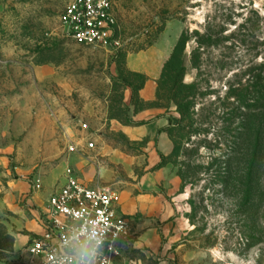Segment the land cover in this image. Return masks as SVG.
Wrapping results in <instances>:
<instances>
[{"label": "rangeland", "instance_id": "obj_1", "mask_svg": "<svg viewBox=\"0 0 264 264\" xmlns=\"http://www.w3.org/2000/svg\"><path fill=\"white\" fill-rule=\"evenodd\" d=\"M69 1L0 0V264H35L17 234L68 167L120 192L153 169L151 138L133 142L113 125L130 121L128 90L146 78L127 55L152 47L165 50L157 100L133 103L170 116L161 163L175 214L169 244L163 235L158 253L122 263L264 264V110H253L264 90V0H112L123 44L113 52L70 39L60 22ZM183 32L184 73L171 60ZM146 61L132 64L155 71ZM182 82L192 94L183 111L172 96ZM82 137L96 147L69 152Z\"/></svg>", "mask_w": 264, "mask_h": 264}, {"label": "built area", "instance_id": "obj_2", "mask_svg": "<svg viewBox=\"0 0 264 264\" xmlns=\"http://www.w3.org/2000/svg\"><path fill=\"white\" fill-rule=\"evenodd\" d=\"M60 22L70 39L78 45L99 47L115 51L122 47L118 36V20L112 0H70L60 15ZM82 131H89V123H81ZM83 143V144H82ZM95 142L82 137L77 142L70 138L71 153L95 148ZM67 180L52 193L44 211V232L31 237L26 252L35 264H57V254L70 249L72 237L80 225L93 219L104 221L111 251L105 247L110 264H117L121 256L120 243L130 239V220L118 212L120 192L112 185H87L71 174L68 167ZM67 258V257H66ZM63 264V261H60Z\"/></svg>", "mask_w": 264, "mask_h": 264}, {"label": "crops", "instance_id": "obj_3", "mask_svg": "<svg viewBox=\"0 0 264 264\" xmlns=\"http://www.w3.org/2000/svg\"><path fill=\"white\" fill-rule=\"evenodd\" d=\"M135 55H127L128 66L132 71L146 76L142 87L137 91V97L141 101L152 103L157 100L158 81L165 60V50H160L159 47H152ZM139 59L147 60L146 62L152 61L155 71H150L148 66L134 67L132 62L135 60L139 61ZM127 99L130 104V121L126 124L113 125L124 132L133 142L151 138L147 144L146 151L153 164V169L142 177L138 186L135 185V188L126 192H120L116 188L121 195L118 212L130 220L132 229L130 239L120 243L121 256L116 259L117 264H123V254L158 253L163 245V235L168 238L167 243L169 244L170 218L175 214L174 205L170 201V185L167 186L165 181L167 178L164 172L165 166H159L162 162V156L168 155L171 149V142L166 133L170 127V116L161 112L156 113L155 111L160 109L157 107L136 111L134 109L132 87L128 90ZM66 180L67 174L65 172L64 182L52 193L58 191ZM83 182L90 186L96 185ZM51 194L47 196L44 206L37 210H32L33 219H27L24 222L27 233L17 234V243L25 246V252L31 237L44 232V211ZM33 200L35 202L34 195L30 197L29 201L33 203ZM168 248L167 246L166 253L169 251Z\"/></svg>", "mask_w": 264, "mask_h": 264}, {"label": "clouds", "instance_id": "obj_4", "mask_svg": "<svg viewBox=\"0 0 264 264\" xmlns=\"http://www.w3.org/2000/svg\"><path fill=\"white\" fill-rule=\"evenodd\" d=\"M107 232V226L99 218L93 219L87 225H80L72 237L71 248L57 254V264L61 260L63 264H110L105 247L107 245L111 251L116 237L110 241Z\"/></svg>", "mask_w": 264, "mask_h": 264}, {"label": "trees", "instance_id": "obj_5", "mask_svg": "<svg viewBox=\"0 0 264 264\" xmlns=\"http://www.w3.org/2000/svg\"><path fill=\"white\" fill-rule=\"evenodd\" d=\"M188 41L189 40H188L186 32H183L175 50H174L172 58H171V60L179 62V66H181L183 73L185 70H184V67L182 68V65L184 64V62L186 61V58H187V54L185 52H186V46L188 44ZM193 53H194V51H192L191 54H193ZM142 85H143V83L138 87H133V96L135 95L134 97H136L137 99H139L137 97V91L142 87ZM188 87H189L188 85H186L182 82L180 84V88L178 87V90L175 93H173V95H172L174 97V99L177 101V104H178L180 110L182 108V111H183V106H184L183 101H187L189 99V97L192 96V94H190V93L187 94L188 89H186V88H188ZM173 89H176V87H174ZM185 89H186V91H185ZM253 110H257V111L264 110V90H263V93L261 94V97L259 99L255 100V106H254ZM170 125H171V122H170ZM162 158H164V156H162ZM161 165H162V163H160L159 166H161Z\"/></svg>", "mask_w": 264, "mask_h": 264}]
</instances>
